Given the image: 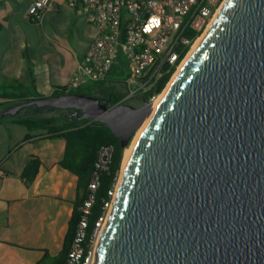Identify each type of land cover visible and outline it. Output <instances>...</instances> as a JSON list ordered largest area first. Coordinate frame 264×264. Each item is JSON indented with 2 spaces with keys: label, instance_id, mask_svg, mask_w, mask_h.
<instances>
[{
  "label": "water",
  "instance_id": "obj_1",
  "mask_svg": "<svg viewBox=\"0 0 264 264\" xmlns=\"http://www.w3.org/2000/svg\"><path fill=\"white\" fill-rule=\"evenodd\" d=\"M151 105L62 93L0 117L73 109L125 148ZM93 264H264V0H224L171 77L119 177Z\"/></svg>",
  "mask_w": 264,
  "mask_h": 264
},
{
  "label": "crops",
  "instance_id": "obj_2",
  "mask_svg": "<svg viewBox=\"0 0 264 264\" xmlns=\"http://www.w3.org/2000/svg\"><path fill=\"white\" fill-rule=\"evenodd\" d=\"M31 1L0 0V86L31 85L50 96L67 84L95 30L65 0H54L53 9L31 22L26 15ZM7 101L0 97V104ZM25 108L21 116L34 113ZM13 116L0 117V169L7 174L0 177V264L47 263L62 253L69 219L86 185L59 165L63 137L29 131ZM33 158L39 166L27 181L23 171Z\"/></svg>",
  "mask_w": 264,
  "mask_h": 264
},
{
  "label": "built area",
  "instance_id": "obj_3",
  "mask_svg": "<svg viewBox=\"0 0 264 264\" xmlns=\"http://www.w3.org/2000/svg\"><path fill=\"white\" fill-rule=\"evenodd\" d=\"M224 0H65L67 8L92 24L95 30L86 52L64 86L67 90L85 83L102 82L122 56L126 77L121 86L124 95L113 105L138 106L153 100L188 56L193 44L208 28ZM55 6L54 0H32L26 8L29 21ZM169 79L159 93V81ZM145 95H150L145 99ZM138 103L137 105L133 103ZM112 105V106H113ZM113 154L111 144L100 145L86 195L79 205V217L63 264H93L95 247L107 219L119 181L118 176L107 190L101 212L90 230L88 215L103 173L109 172ZM0 169V177H6Z\"/></svg>",
  "mask_w": 264,
  "mask_h": 264
},
{
  "label": "trees",
  "instance_id": "obj_4",
  "mask_svg": "<svg viewBox=\"0 0 264 264\" xmlns=\"http://www.w3.org/2000/svg\"><path fill=\"white\" fill-rule=\"evenodd\" d=\"M126 66L122 56L118 55L117 63L111 69L107 78L102 82H91L86 85L67 90L64 86L54 90L51 95L62 93H80L83 95H91L100 99L108 107L115 104L123 95L121 86L122 80L126 77ZM169 79V75L164 76L154 89V93H159ZM2 92L0 97L7 99L6 103L0 104L1 112L10 104L22 102L31 97H40L34 86H27L19 83H11L10 85L0 86ZM150 95H145L148 99ZM34 113L21 116L18 112L14 115V122L27 130H42L51 134L60 135L65 140L64 152L59 160V165L74 173L82 185H86L89 181L96 150L100 145L111 144L113 146V154L109 172L103 173L100 179V185L95 192L93 203L88 215V230L94 224L101 212V206L104 199L107 198V190L111 183L119 176L121 163L123 159L124 147L120 145L119 139L112 131L99 121L89 119H79L78 111L73 114V109H53L48 106L36 108L30 106ZM26 108H23L24 110ZM50 111L46 112L45 111ZM10 115L1 116V118ZM39 160L33 158L24 168L23 175L27 181H31L35 176ZM86 195V194H85ZM85 198V197H84ZM74 207L73 213L69 219L68 228L64 237L62 253L47 263L38 262L37 264H63L66 251L71 242L77 219L79 217V205Z\"/></svg>",
  "mask_w": 264,
  "mask_h": 264
},
{
  "label": "bare ground",
  "instance_id": "obj_5",
  "mask_svg": "<svg viewBox=\"0 0 264 264\" xmlns=\"http://www.w3.org/2000/svg\"><path fill=\"white\" fill-rule=\"evenodd\" d=\"M203 35L201 37H199L198 40H196V42L193 44V47H192V49H191V51L189 52L188 55H190V53L195 49V47L197 46V44L199 43V41L201 40V38L203 37ZM169 83H170V80L167 83L166 87L163 89V91L153 100L152 105H151V107L148 110V115H147L145 121L140 126V128H138L136 130V132L134 133V136L132 138V141H131L130 145L124 150V159H123V163H122V168H121L120 175H122V173H123V169L125 168L128 160H129V158H130V156H131V154L133 152V149H134V147H135V145H136V143H137V141H138V139H139V137H140V135H141V133H142V131L144 129V126L146 125V123L148 122V120L150 119V117L152 116V114L154 113V111H155L156 107L158 106L160 100L162 99V96L164 95V93H165V91H166L167 86L169 85Z\"/></svg>",
  "mask_w": 264,
  "mask_h": 264
},
{
  "label": "rangeland",
  "instance_id": "obj_6",
  "mask_svg": "<svg viewBox=\"0 0 264 264\" xmlns=\"http://www.w3.org/2000/svg\"><path fill=\"white\" fill-rule=\"evenodd\" d=\"M7 84H9V83H7ZM7 84H6V85H7ZM86 84H88V83H85L84 85H86ZM133 104L137 105L138 103L135 102V103H133ZM46 112L48 113L49 111L47 110V111H45V113H46ZM133 136H134V135H133ZM132 138H133V137H132ZM132 138H131V140L129 141L128 145L125 147V149L130 145V143H131V141H132ZM125 149H124V150H125ZM123 159H124V152H123ZM123 159H122V163H123ZM122 163H121V168H122ZM121 168H120V173H121ZM119 176H120V174H119Z\"/></svg>",
  "mask_w": 264,
  "mask_h": 264
}]
</instances>
